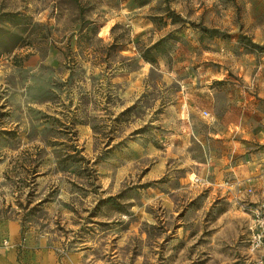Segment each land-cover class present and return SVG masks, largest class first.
Returning <instances> with one entry per match:
<instances>
[{"label": "rangeland", "instance_id": "1", "mask_svg": "<svg viewBox=\"0 0 264 264\" xmlns=\"http://www.w3.org/2000/svg\"><path fill=\"white\" fill-rule=\"evenodd\" d=\"M0 28V221L66 264H247L264 0H0Z\"/></svg>", "mask_w": 264, "mask_h": 264}, {"label": "crops", "instance_id": "2", "mask_svg": "<svg viewBox=\"0 0 264 264\" xmlns=\"http://www.w3.org/2000/svg\"><path fill=\"white\" fill-rule=\"evenodd\" d=\"M4 239L11 244L10 248L1 247ZM245 252L249 260L251 256L246 248ZM0 264H66V260L63 262L43 238L28 236L21 240L17 222L0 221Z\"/></svg>", "mask_w": 264, "mask_h": 264}, {"label": "built area", "instance_id": "3", "mask_svg": "<svg viewBox=\"0 0 264 264\" xmlns=\"http://www.w3.org/2000/svg\"><path fill=\"white\" fill-rule=\"evenodd\" d=\"M248 230L246 249L251 257L247 264H264V205L251 209Z\"/></svg>", "mask_w": 264, "mask_h": 264}, {"label": "trees", "instance_id": "4", "mask_svg": "<svg viewBox=\"0 0 264 264\" xmlns=\"http://www.w3.org/2000/svg\"><path fill=\"white\" fill-rule=\"evenodd\" d=\"M5 16H8L10 18H12L10 21H14L13 19L16 18V17H20L21 14H13V13H9V14H5ZM20 25V24H19ZM203 31H205V33H209L210 36H214L215 34L214 33H217L215 32L216 30H206L204 29ZM16 40H13L15 39ZM19 38V34H17L16 32H12V31H9V30H5V29H1L0 28V41L5 39V40H10L12 41V45L10 46H7L5 47L4 49L0 50V56L4 53H8L9 51H11L13 48H15L18 44L17 40ZM241 39H245V38H241ZM248 43H250V45L253 47V48H256V49H259L260 51L264 52V46H259L257 44H253L251 43L249 40H248ZM161 45V44H152L151 46L145 48L144 51H141V50H138V53H139V56L145 61V62H148L150 63L151 65H155L156 64V58L152 55V53L154 52H157L158 51V46ZM110 201V200H109Z\"/></svg>", "mask_w": 264, "mask_h": 264}]
</instances>
